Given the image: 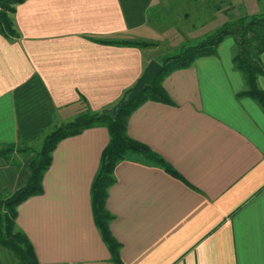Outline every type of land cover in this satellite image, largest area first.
Returning <instances> with one entry per match:
<instances>
[{
  "label": "crops",
  "instance_id": "crops-1",
  "mask_svg": "<svg viewBox=\"0 0 264 264\" xmlns=\"http://www.w3.org/2000/svg\"><path fill=\"white\" fill-rule=\"evenodd\" d=\"M262 8L264 0H24L11 16L16 37L0 34V147L32 149L52 127L116 105L151 60L160 63L161 46L200 40L228 11ZM123 41L160 47L115 44ZM232 48L226 38L215 56L166 75L167 101L129 115L127 136L175 175L139 156L115 164L104 209L123 264H264V110L239 96ZM257 85L264 91V76ZM107 142L104 127L61 140L42 194L18 206L16 227L38 264H114L90 195ZM32 156L0 158V194L25 185ZM0 264H16L2 247Z\"/></svg>",
  "mask_w": 264,
  "mask_h": 264
},
{
  "label": "trees",
  "instance_id": "trees-1",
  "mask_svg": "<svg viewBox=\"0 0 264 264\" xmlns=\"http://www.w3.org/2000/svg\"><path fill=\"white\" fill-rule=\"evenodd\" d=\"M24 0H0V34L16 37L12 19L6 13H14V7ZM232 38V64L240 73L244 89L239 96L247 97L264 110V91L257 85V79L264 76V66L260 55L264 52V8L258 14L243 16L225 22L215 31L193 43L181 45L174 52L166 54L159 61L162 70L150 86L133 98L128 105L116 114L108 110L87 111L76 115L71 121L60 124L42 137L40 149L8 145L0 147V158L9 161L14 153H33L28 164L29 177L25 185L14 192L0 194V247L9 250L16 264H38L33 247L26 235L17 229L18 206L31 197L42 194V178L51 162L55 146L63 139L78 135L84 130L104 127L108 142L101 155L99 168L90 189L93 220L101 239L105 243L114 264H123L119 258L120 245L109 232L111 216L104 209L107 188L113 182L112 170L116 163L129 156H139L148 163H154L175 175L160 157L149 147L127 136L126 127L129 115L146 101L166 102V95L160 83L168 74L190 67L200 57L215 56L218 45L226 38ZM117 45L150 47L145 42H116Z\"/></svg>",
  "mask_w": 264,
  "mask_h": 264
},
{
  "label": "water",
  "instance_id": "water-1",
  "mask_svg": "<svg viewBox=\"0 0 264 264\" xmlns=\"http://www.w3.org/2000/svg\"><path fill=\"white\" fill-rule=\"evenodd\" d=\"M162 70V66L155 60H151L146 67L143 75L136 81V83L128 89L119 100V102L113 106V110L109 111L111 114H116L121 111L130 101L137 97L144 89L151 85L155 77Z\"/></svg>",
  "mask_w": 264,
  "mask_h": 264
},
{
  "label": "rangeland",
  "instance_id": "rangeland-1",
  "mask_svg": "<svg viewBox=\"0 0 264 264\" xmlns=\"http://www.w3.org/2000/svg\"><path fill=\"white\" fill-rule=\"evenodd\" d=\"M228 16H227V20H226V22H231V21H234V20H237V19H239V18H241V16L243 15V14H241V13H237V12H235V11H228ZM6 15L10 18V19H12V14L11 13H6ZM243 17V16H242ZM182 38H184V37H182ZM185 40H187V38L185 37L184 38ZM189 43H191V42H178V43H172V44H168V46L166 45V47L164 46V48L162 47H160V46H158L159 44L158 43H152V42H150L149 44H151L152 46H150L149 48H156V47H160V49H159V61H161L162 60V57L164 56V55H166V54H169V53H171V52H174V51H176L177 49H178V47H180L181 45H185V44H189ZM169 47V48H168ZM168 48V49H167ZM161 50V51H160ZM119 102V101H118ZM117 102V103H118ZM113 106L112 107H109V108H106L105 110H108V111H112L113 109ZM85 112H87L86 110L85 111H83V112H81V113H85ZM81 113H79V114H81ZM62 124V123H61ZM60 125V124H59ZM58 125V126H59ZM57 127V126H56ZM55 127H52L49 131H47V133H50L53 129H54ZM46 133V134H47ZM41 141H42V139H40L38 142H36V144H34V146H33V150H35V151H37L38 149H40V146H41Z\"/></svg>",
  "mask_w": 264,
  "mask_h": 264
}]
</instances>
